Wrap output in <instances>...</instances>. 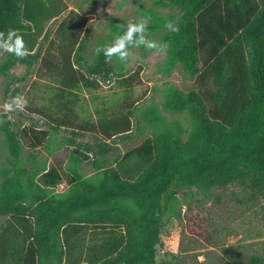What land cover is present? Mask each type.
I'll return each mask as SVG.
<instances>
[{
	"label": "trees",
	"instance_id": "trees-1",
	"mask_svg": "<svg viewBox=\"0 0 264 264\" xmlns=\"http://www.w3.org/2000/svg\"><path fill=\"white\" fill-rule=\"evenodd\" d=\"M155 6L172 14L152 13L146 34L164 31L168 70L180 67L195 84L187 93L170 86L163 95L165 112L190 118L187 138L151 107L141 119L154 128L152 136L101 167L88 154L113 152L106 142L128 139L134 117L129 110L102 112L92 124L99 141L73 151L76 161L91 163L96 177L83 178L73 168L67 191L58 195L51 190L62 181L59 172L35 169L33 158L23 159L24 149L41 146L48 132L15 131L4 120L0 132L11 161L0 172V264H157L163 218L183 190L208 195L237 183L264 198V0H158ZM66 11L63 0H0V31L18 29L29 50L22 60L4 52L0 74L38 63L39 73L59 84L49 127L54 132L73 114L68 106L74 91L96 89L97 78L107 80L114 70L102 53L86 62L85 20ZM60 17L53 33L46 32V23ZM167 21L179 30L165 28ZM128 81L123 86L131 87ZM6 93L20 91L7 85ZM247 263L264 264V251Z\"/></svg>",
	"mask_w": 264,
	"mask_h": 264
},
{
	"label": "rangeland",
	"instance_id": "rangeland-1",
	"mask_svg": "<svg viewBox=\"0 0 264 264\" xmlns=\"http://www.w3.org/2000/svg\"><path fill=\"white\" fill-rule=\"evenodd\" d=\"M157 1L63 0L66 13L75 11L85 20L84 33L88 34L89 40L85 60L89 65L97 56L94 49L98 43L107 40L114 29H120L119 25L126 26L129 20L140 18H150V24L152 13L162 17L172 14L168 8L155 6ZM62 17L47 22L45 31L52 34ZM163 33L159 31L146 36L162 44ZM143 50L146 51L145 55ZM130 52L132 55L127 62L122 63L118 58L109 61L114 67L113 74L107 80L97 78L96 89L80 87L74 91L76 98L71 99L73 104L68 106L73 114L67 113V124L57 132L49 127L54 125L52 120L57 114L53 112L59 84L40 74L38 63L30 69L16 65L8 71L7 76L0 74V106L12 98L10 93L5 94L7 85L10 90L18 88L28 100V106L22 112L5 114L0 107V119L12 122L15 131L33 127L48 132L47 140L41 146L24 149L23 159L33 158L35 169L55 168L59 172L62 181L51 190L54 194L62 195L67 191L66 179L73 168L83 178L94 179L97 171L91 161L95 160L101 167L113 165L114 159L151 137L154 128L141 119L142 112L151 107L158 110L166 125H178L183 130V139L187 138L192 125L190 118L185 112H165L163 95L170 86L187 93L195 87L194 81L186 77L178 66L168 70L165 52L158 54L144 48H133ZM4 55H0V66ZM125 78L133 83L131 87L123 86L122 80ZM128 110L134 112L128 139L117 137L115 142L107 141L115 150L102 158L89 153L90 162L74 159L73 151L77 145L99 141L92 124L102 112L122 115ZM137 126L141 131L137 130ZM80 152H83L82 149ZM10 161L4 136L0 132V172L9 166ZM4 220L0 218V226ZM161 242L157 264L161 259L171 260L175 264H248L251 255L264 251V198L237 183L214 188L208 195H202L195 189L183 190L178 195V204L163 218Z\"/></svg>",
	"mask_w": 264,
	"mask_h": 264
},
{
	"label": "clouds",
	"instance_id": "clouds-1",
	"mask_svg": "<svg viewBox=\"0 0 264 264\" xmlns=\"http://www.w3.org/2000/svg\"><path fill=\"white\" fill-rule=\"evenodd\" d=\"M150 18H140L138 20H129L127 25H119L120 32L116 34L110 42L98 45L94 52L96 55L101 53L106 61L113 57L118 58L120 62H127L132 53L130 49L143 47L145 50L154 51L163 54L169 47L168 43L160 44L150 40L146 36ZM165 28L172 31H178V26L173 21H167ZM10 53L18 59H24L29 55L23 36L18 29L9 28L7 32L0 31V53ZM28 106V100L23 94H17L10 101H5L0 107L5 114H11L17 111H25ZM5 121L0 119V124Z\"/></svg>",
	"mask_w": 264,
	"mask_h": 264
}]
</instances>
